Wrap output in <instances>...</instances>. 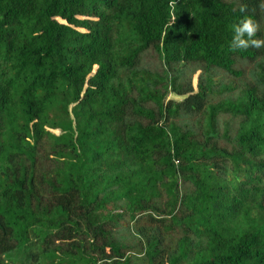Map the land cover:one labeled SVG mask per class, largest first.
<instances>
[{"label":"trees","instance_id":"16d2710c","mask_svg":"<svg viewBox=\"0 0 264 264\" xmlns=\"http://www.w3.org/2000/svg\"><path fill=\"white\" fill-rule=\"evenodd\" d=\"M0 264H264V0H0Z\"/></svg>","mask_w":264,"mask_h":264},{"label":"clouds","instance_id":"9594fccd","mask_svg":"<svg viewBox=\"0 0 264 264\" xmlns=\"http://www.w3.org/2000/svg\"><path fill=\"white\" fill-rule=\"evenodd\" d=\"M255 28L252 25L251 21H244L242 25L236 26L234 28L235 35L233 36L232 46L233 47H246L248 45V41L243 38L244 33L248 34V37L251 38ZM251 43L259 46V41L252 40Z\"/></svg>","mask_w":264,"mask_h":264},{"label":"rangeland","instance_id":"374dc122","mask_svg":"<svg viewBox=\"0 0 264 264\" xmlns=\"http://www.w3.org/2000/svg\"><path fill=\"white\" fill-rule=\"evenodd\" d=\"M197 82H198V74L195 75L194 77V80H193V83H194V86L197 87ZM186 96H182V95H177L173 92H170L167 96V100L169 99H172V100H177V101H181L185 98ZM56 133H59L60 131H55Z\"/></svg>","mask_w":264,"mask_h":264}]
</instances>
